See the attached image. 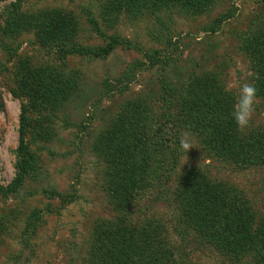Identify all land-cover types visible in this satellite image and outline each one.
Here are the masks:
<instances>
[{
	"label": "rangeland",
	"instance_id": "1",
	"mask_svg": "<svg viewBox=\"0 0 264 264\" xmlns=\"http://www.w3.org/2000/svg\"><path fill=\"white\" fill-rule=\"evenodd\" d=\"M163 3L135 15L103 0H0V264H88L96 225L119 218L164 223L176 264H244L186 224L176 189L184 171L198 167L238 187L260 218L264 165L244 168L207 150L177 100L183 85L207 79L234 106L241 86L254 84L252 120L236 136L264 147V0H204L195 9ZM111 38L121 44L107 57L85 54ZM139 103L148 173L129 200L114 203L101 140L121 111ZM22 132L34 159L25 174ZM183 132L193 144L188 152Z\"/></svg>",
	"mask_w": 264,
	"mask_h": 264
},
{
	"label": "trees",
	"instance_id": "2",
	"mask_svg": "<svg viewBox=\"0 0 264 264\" xmlns=\"http://www.w3.org/2000/svg\"><path fill=\"white\" fill-rule=\"evenodd\" d=\"M103 1L111 11L124 7L126 12L135 15L143 9L157 11L164 4V0ZM203 1L181 0V3L195 9L203 5ZM89 21L95 31L104 36L97 20L91 18ZM118 44H121L120 40L111 38L105 47L84 49V52L104 58ZM63 49L65 57L70 52L69 45L65 43ZM79 51V47L72 49L73 53ZM217 86L207 79H198L186 87L183 85V92L177 100L180 117L200 136L207 150L215 151L220 157L244 168L264 165L263 143L257 137L245 141L237 138L240 130L231 115L233 104ZM145 120L142 104L129 105L120 112L115 126L101 140L108 170V194L114 203L129 200L147 177L150 153L147 151L149 145L142 138ZM23 136L24 132L20 137L19 173L25 174L33 169L34 159L27 152ZM21 178L19 176V180ZM15 189L11 186L8 190ZM3 190L0 187V191ZM176 190L177 205L186 224L199 227L208 244L244 264H264V213L260 218L255 217L249 201L238 187L215 182L200 168L189 167ZM39 214L38 211L33 214L32 224ZM112 222L103 221L96 225L88 251V264H176L172 238L161 221L151 219L133 225L119 218Z\"/></svg>",
	"mask_w": 264,
	"mask_h": 264
},
{
	"label": "clouds",
	"instance_id": "3",
	"mask_svg": "<svg viewBox=\"0 0 264 264\" xmlns=\"http://www.w3.org/2000/svg\"><path fill=\"white\" fill-rule=\"evenodd\" d=\"M256 95L257 89L254 84L246 82L241 86L239 97L233 106L231 114L240 131L250 125L254 113ZM189 137L190 133L188 132H183L180 137V146L186 152L193 148Z\"/></svg>",
	"mask_w": 264,
	"mask_h": 264
}]
</instances>
